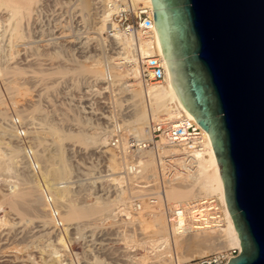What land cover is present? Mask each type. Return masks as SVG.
Instances as JSON below:
<instances>
[{"label": "bare ground", "instance_id": "obj_1", "mask_svg": "<svg viewBox=\"0 0 264 264\" xmlns=\"http://www.w3.org/2000/svg\"><path fill=\"white\" fill-rule=\"evenodd\" d=\"M44 2H45V0H0V40H3V42L4 41L6 42V45L4 47H1V43H0V56L2 54H4L2 56L4 59H2L0 57V59L3 60V61L0 60V79H1V82H0V121L3 122V123L0 122V136H1L0 139H2L1 140L2 142L0 141V145H2V149L0 146V172H2V173H6V172L10 173V171L13 172L15 170V167H16V164L18 161V159L16 160V158L18 157V154L20 155L21 152H24V148H23L22 144L18 143V141H19L18 131L15 127V124H11V123H13V117L14 116L11 117L9 115L8 110H10V109L7 107L10 104L6 105L7 101H6V97H4V94L6 92H8V95H9L8 97L10 99L9 101H11L10 102L12 104L11 106L14 107L13 110H15V114L17 115L20 112L19 109H17V104L19 103V101H17L15 99L16 98L15 96L17 94L19 95L20 91H22L26 87L28 81H25L26 85H24L25 82L23 80L25 79V76L27 77L29 75H32L33 73H34L35 77H36V75L37 76L39 75L38 73H36L37 71L36 72L32 71V74L29 73L30 71L26 67H24L25 65H27L28 61L23 60V58H19V56H22L25 53L22 54V50H20L18 47H19V43H21V42H23V43L28 42L27 44L31 45L30 48L39 49L40 47H43V45L42 46L41 45L33 46L35 43H38V41H35L32 39V37H31L32 34L30 35V33H29V31L31 32L30 29L27 33L28 27L25 30L24 24H25V22H26V24H27V22L30 23L29 20H31L33 15L36 13L35 12L36 9H38V11H39L38 6L39 7L43 6ZM88 2H91V3H89V5L93 9V7H94V5H96V3L95 4L92 3L93 2L92 0H90V1L88 0ZM133 2L135 4H137L138 6H141V7H147L148 6V7L153 8L151 0H133ZM89 5L87 4L86 7H88ZM90 6H89V8H90ZM89 8H83V9H85V11H86V10H89ZM90 12H92V11H90ZM108 17L109 16L107 15V12H104L103 15H101L99 17V19H98L99 21L95 22V25L92 28L93 31H90L91 29L89 30V28H88L89 31L87 30V32H86L87 37H84V38L79 37L78 38L79 41H77L78 39H76L77 38L76 37V38H74V39H76V41L72 39L69 43L67 42L68 45L71 47L70 48L71 51L74 50V51H77L78 53L85 55V53H88V51H86L87 48L94 41L97 42L98 45L99 44L103 45L104 43H107L106 39L103 37V35L108 30V20H109ZM25 31H26V33H25ZM51 34H49V35L52 38L50 39V36H49L48 40L49 39L50 40L49 41L47 40L48 43L46 45L48 47H50V45H51V48L52 49L54 48V50H56L61 45V44L59 45L57 43L58 40L66 38V37L64 36L65 34L63 35V33H61V34L59 33L61 37H59V35L56 37L55 32H53V33L51 32ZM95 35H98V36L96 37ZM115 40L117 41L119 46H123L122 47L123 49L128 50L130 48L131 44H130L129 40L124 39L123 37H121L119 35L116 36ZM146 42L147 43L141 45L142 54L143 55L160 56L163 59L165 67H166L165 84H163L159 87L149 88L148 92L143 91L141 84L139 82V66H138V62L136 61V59L134 60L135 64L132 67L113 66V69L111 70L112 82L109 81V78L107 76V70H106V60L108 59L107 55H106V60H105L104 65H103L104 71L102 70V59H101V57L99 58L97 56H84L86 59L84 60L83 64L85 63V65L80 67V65L78 64L79 70H78V72L77 71L76 72L78 74L80 73L81 75L85 74L86 77H88L87 80L88 79L92 80V81H90L89 84H93V86H97L98 84H101V83H106L105 81L108 80V83H110L109 85L111 87L117 86V88H118V86L120 85L121 86L120 91H122L124 93H128L127 95L131 96L129 103L127 102V105H126V107H128V110H127V112H128L127 117L128 118L126 120H124V127L125 126L130 127V129H126V130L129 133L133 134L135 137H137L140 141L144 142V141L151 140L152 137H151V134L149 132V127L153 121H156L159 119H163V120L169 119L171 121L178 122L181 120L189 119V120H192L194 122L197 130L200 132V134L203 138L202 149L194 152V156H193L194 164L190 168H186L185 172L180 174V176L176 180V182H171L169 184V186L166 188V190L162 192L163 198H164L165 202L167 201L169 205L171 204L170 207L190 205V204H192V203H194L200 199H204L207 197L216 198L218 201V204L220 206V210H221V217L218 220L217 224L211 226L208 229L190 231L182 237L175 238L174 241H172V243L176 248V252H177L178 256L177 257L175 256V258L173 259V256H172V254H170V251L166 250L168 248V246L170 245V235H169V225H168V220L166 217L164 205L161 202V203L157 204L158 206L152 205V204H151L152 205L151 206L150 202L147 201V199L145 198V191L147 190V186L141 185L143 182L147 183L149 178L157 176L156 162H155V157H154L153 153L150 150H146V151L139 153L137 160L140 163V165H142V171L140 174L132 176V175L126 173L124 175V173H125V162H126V159H128V158L126 156L119 157L113 148L108 149L111 146L110 142H109L110 131L100 127L99 125L93 126L90 119H87L90 122L86 125V127L89 128V132H87L85 130L87 128L84 129L85 132H83V130L79 131V132H74L75 130L72 132L70 130V132H67V131H64V129L62 127H59L58 125H49L48 126L44 123L46 120L45 118H44V120H39V122L44 121L43 123L42 122L35 123V126L38 125L39 128H36V130L33 132L36 135V136L34 135V137L32 139L33 141H35L33 143V145L37 144V146H33V147H35L36 149L38 147L45 148L44 150H47L48 147L49 148L52 147V149H50V154H49L50 156L46 155V161H48V164L50 163V168L47 167L48 171H46V173H43L44 180L48 182L50 189L54 190L55 197L58 198L59 201H61L64 204V206H63L65 208V211L63 213L64 214L63 215L64 222L65 223L72 222V221L75 222V224L77 225L74 228L77 230V233H75V234L80 235V238H83V239H86L85 234L88 232H91V235L87 236L88 238L89 237H91V238L95 237L94 235H95L96 230L100 229V226H99V224H97V222L100 223L101 226L104 225L103 221L104 222L112 221L113 224L117 223L116 222L117 221V209L121 205H124V203H127V201H129L132 198V194L130 196L131 198L129 196L127 197L128 192L130 193V189L127 187H129V186H131V184L133 185L135 183L136 187H138L140 190L138 189L137 191L132 192V193H134L135 195L136 194L138 195V196L136 195V197L140 198L142 205L144 204L145 210L143 211V209H142L143 213L140 212V214L137 217L136 216L134 217V215H132L130 212H124L126 218H124L121 223H123V225L128 226V224H131V226H133L132 224H134V223L136 224V222H137L138 224H136V225H140L141 231L143 233H145L146 235H147V233L148 234L153 233V235L156 237L155 239H152L153 237H151V234H150L151 238L148 239L146 237L149 235H147L145 238L148 241H145L146 240L145 238H144V240L143 239L138 240L134 235H127V234L124 235L123 239L125 240L126 247L128 249H130V251L136 252L138 249H142V250H145L147 252V254H145L144 256L142 254V256L138 259L140 262L138 264H144L152 255V254H150L149 251H147L148 250V249H146L147 247L151 248V253H153L155 255L159 264H184V262L189 260V259L209 255V253L212 254V252H214V251L217 252V250L220 251V249L221 250H228V249H232V248H239L240 250H242L241 240L239 238V234L236 230L235 224L233 222L232 216H231L229 209H228V206H227V202H226V198H225L224 183H223V180H222V177L220 174V167H219V164H218V161L216 158V154H215L211 139L209 137V134L199 126V124L196 122L195 118L185 109V107L181 104L180 100L178 99V97H177V95H176V93L172 87V84H171L169 70H168V67H167V64L165 61V57H164L163 52H162V48H161V45L159 42L157 32L155 33V36L153 37V39H150V41H146ZM52 45H54V46H52ZM20 47H21V45H20ZM151 47H153V50H150ZM43 48H45V45ZM54 53H56V56L58 57L61 52L56 50ZM59 57H61V56H59ZM51 59H53V57ZM76 61H77V59L73 60L72 58L69 61L67 60V62H70V63H74ZM29 62H31V61H29ZM45 63L46 62H42L43 66L45 65ZM86 63H88V65H86ZM40 66H42V65H40ZM69 66H72V65L69 64ZM59 69L60 68L57 67V70H59ZM38 71H39V69H38ZM61 71L63 72L64 70H61ZM52 72H53V68H52ZM60 72L55 71V72H53L54 74L50 73L51 75L49 73H45L44 76L43 75L38 76V77H40V80L37 78H36V80H34L35 78L33 75L32 80H34V81H32L31 78H30V80L32 81V84L35 83V81L36 82L39 81L40 84L35 83L36 84L35 88L37 87L38 84H39L38 87H41L43 82L45 83V81H46V83H47V80L45 79L46 74L50 75V77H49V79H50L52 76H54V75L56 76L55 73H59L57 75H60V77H61L62 73L60 74ZM64 72L66 73V70ZM40 73H41V71H40ZM63 76L64 75H62V77H61L62 79H63ZM46 77H48V76H46ZM27 78H29V77H27ZM27 78H26V80H27ZM59 79L60 78H58V80ZM132 79H134L136 82H139L140 90H133V85L130 83ZM30 80L28 82L29 84H30ZM62 81L63 80H59V82L55 81L54 83H51V84H55V86H59V85H61V83H63ZM114 81H115V83H114ZM88 82H89V80H88ZM117 83L119 85H117ZM1 88L3 90H6L4 92V94L2 92L3 90H1ZM44 88L45 87H43V90H44ZM47 88H48V86H47ZM108 88L105 87L104 89L103 88L102 89L105 90ZM89 89H91V87ZM89 91L86 93L87 98L85 99V101H88V102L91 101L89 97L90 96L92 97L93 93H96L95 96L97 94H99V95L102 94L100 92V90H94V91L91 90L90 92ZM18 95H17V98H18ZM39 95H41V98H42V95H45V93H42ZM5 96H6V94H5ZM82 99H84L83 96H82V98H79L80 101ZM120 105L122 106L121 103H120ZM5 107L7 108V110ZM24 107L25 106H23V108ZM91 107H92V105H91ZM56 108H57V105H56ZM11 109H12V107H11ZM22 110H24V109H22ZM37 111H41L40 106L37 107ZM10 113H12L11 110H10ZM21 113H24V112H21ZM85 113H87V111ZM87 114L92 115V114H96V112L94 111V108H92V110L90 112H88ZM32 115H33V112H32ZM16 117H18V116H16ZM19 117H20V119L23 118V117H21V115H19ZM36 119H38V118H36ZM105 119L110 120V117L106 115ZM46 123H47V121H46ZM2 124H4L5 126L7 125V127H4V125H2ZM77 124H79V123H77ZM29 132H30V129H29ZM28 134H30V133H28ZM47 137H48V139H47ZM6 140H8V141H6ZM32 140H31V142H32ZM68 140L73 142L71 145L74 147L79 145V146L83 147V149H85V151L96 149V150H99L100 152H102L104 154V156H106V158L109 162V168H110V171L112 172V174L108 175L109 177H107V175L101 176V177H94V175H90V174H87V176L90 175L89 179L92 180L91 184L94 186H96L95 184L98 185L99 183L102 184L103 182H105V183L110 182L114 186H116V188L118 189V191L120 193V195L118 196L119 199H118V205L116 208H115V205H116L115 202L117 201V200H115L116 198L113 200H110L109 198H102V196L100 195L98 197H94L95 201L92 203H86V202L78 203L77 202L78 198L74 199L73 198L74 195L71 196L72 190L74 187L72 184L77 183V182L79 183L80 180H77V181L72 180L73 172H72L71 168L69 167V165L67 164L65 157H64L65 145H66L65 142ZM15 141L17 142V144ZM14 144H16V145H14ZM4 147H5V150H4ZM123 148H124V150H126V143L125 142L123 143ZM7 150L9 152L6 153ZM51 150L53 151V153H51ZM168 153H173L175 155H182L181 149L178 147H170ZM43 158H45V157H43ZM146 158H148V159H146ZM20 159L22 160V158H20ZM119 160H120V162H119ZM46 161H44V162H46ZM121 161H123V162H121ZM44 172H45V170H44ZM0 176H1V173H0ZM9 177H8V179H9ZM140 179L143 181L140 182L139 181ZM27 181L30 184L29 179ZM31 182H32V180H31ZM35 182H36V184L38 183V181H35ZM33 183H34V181H33ZM29 184L28 185L26 184V180L22 181V183H20L19 185H16V183L14 184V182H13V184L9 183V187L11 189L7 190L6 194L3 193L1 190L3 200L0 201V212L5 211V205L6 204H8V206L10 207L11 210L18 211V209H19V212H20V210H22V208L20 206H23V205L25 206L28 203L27 206L29 207V202H27V199H26L27 203H25V201H24L25 204H23V200L27 196H29L32 192L31 191L32 187H30ZM104 184H103V186H104ZM39 186H40V183H39ZM34 188L37 189V191H38L37 187H33V189ZM40 188L41 187H39V189ZM40 190H39V192L41 194ZM73 193L75 194V192H73ZM30 207H32V206H30ZM162 207L164 208V211H163ZM156 208H158V209H156ZM34 216H33V218H34ZM42 217H45V216H42ZM99 217H102V218L99 219ZM23 218L24 217H22V219ZM27 218H30V217L28 216ZM25 220L26 219L24 218V221ZM24 221H21V222L24 223ZM43 221L41 220L40 222H38L40 225H37L36 227H39L40 229H38L37 232L46 231L45 226L47 223L45 224L46 221H44V222ZM49 221H47V222H49ZM33 222H34V220H33ZM8 223L9 222H6L5 216L4 217L0 216V229L5 227V225H7ZM15 225L12 224V227ZM71 225L72 224H70V226ZM17 226H19V224H17ZM49 226H50V224H49ZM68 229L69 228H67L66 230H68ZM34 231H36V229ZM51 231H53V230H51ZM48 234L49 233L44 232V234L42 233V235L38 236L37 239H41L42 237L47 238ZM191 234L194 235L193 238L192 237L189 238V236ZM187 238H189L190 240L192 238V241L186 242L185 240ZM189 239H187V240H189ZM2 240L4 241L5 239H2ZM2 240H0V242ZM3 241H2V244H4ZM89 241H92V240H89ZM23 242H24V240H23ZM57 242L58 243H53V241L47 240V243L46 244L43 243L44 244L43 246L40 247L41 244H39V246L37 245L36 248H38V251L41 255V257L38 255L41 259H40V262H37V264H69V263H66V260H67L66 258H62L63 256L60 254V249L57 246L60 245V246L64 247L65 249H67V248L70 249V246L67 245L66 240L61 238V237L58 238ZM29 243H30V240H29ZM3 249L5 250V248H2L0 251V264H2L3 262L4 263L8 262V263L12 264L13 261H14V263L19 262L18 264H20V263L23 264V263H27L28 261L29 262L32 261L33 257L30 256L31 253L29 254V256L27 253V256H28L27 259L28 260L26 259V257H22L21 258L22 260H21L17 256H14V260H11V259H9L11 256H8L10 254L6 253V251H3ZM6 250H8V249L6 248ZM34 251H37V250L34 249ZM196 251H198L199 254H196ZM181 252H183V254H181ZM191 252L193 253V256L189 257ZM194 252L196 255L194 254ZM6 258H8V259L5 260ZM34 258H33V260H34ZM164 258H167L166 261L171 259V258H172V260H170V263H166L165 261L160 262L159 259L162 260ZM19 259H20V261H19ZM36 259H38V258H36ZM133 260L135 262V259H133ZM34 261H33V263H36ZM92 264H106V263L97 257Z\"/></svg>", "mask_w": 264, "mask_h": 264}, {"label": "water", "instance_id": "obj_2", "mask_svg": "<svg viewBox=\"0 0 264 264\" xmlns=\"http://www.w3.org/2000/svg\"><path fill=\"white\" fill-rule=\"evenodd\" d=\"M172 87L209 134L241 240L264 264V0H151Z\"/></svg>", "mask_w": 264, "mask_h": 264}, {"label": "rangeland", "instance_id": "obj_3", "mask_svg": "<svg viewBox=\"0 0 264 264\" xmlns=\"http://www.w3.org/2000/svg\"><path fill=\"white\" fill-rule=\"evenodd\" d=\"M92 1H93L92 3L95 4V0H92ZM89 3H91V2H88V0L87 1L86 0H45L43 5L47 4L48 8H40L41 6L40 7L38 6L39 11H38V9H36V11H35L36 13L33 15L31 20H29L30 23L27 22V24L29 23L27 25L26 22H25V24H24V26H25L24 29L25 30L28 27L27 28V33H28L29 29H30L31 30V32L29 31L30 35L32 34L34 36L33 37L31 35L32 39L35 40V41H38V43H35L33 46H36V45H41L42 46L43 45V47H44V45H45V48L40 47L39 49H35V48H30L31 45L27 44L28 42L19 43V47L18 48L20 50H22V54L25 53L24 55L19 56V58H23V60L28 61L27 65H25L24 67H26L30 71L29 73L32 74V71H34V72L37 71L36 73L39 74L38 76H40V75L44 76L45 73H49V74L51 73L52 74L55 71L56 72L57 71L60 72L61 70H64V71L66 70V73H67L66 74L64 71L60 72V74L62 73V75H64L63 79L61 78L62 75H61V77H60V75H57L59 73H55L56 76L54 75L50 79H49V77H50L51 74L50 75L46 74V76H48V77L45 76V79L47 80V83H46V81H45V83L41 82L42 86L38 87V85L40 83H39V81H37V82L35 81L36 84L39 83L36 88H35L36 84L35 83L32 84V81L36 80V78L40 80V77H38L37 75L35 77L34 73L32 75L27 76L29 78H27L25 76V79L23 78L24 82L25 81L29 82L30 78L32 80V76L33 75H34L35 79L32 80V81L30 80V84L27 82V85H26V82H25L24 85H26V87L22 91H20L19 95L17 94L18 98H17V95L15 96L16 97L15 99L17 101H19V103L17 104V109H19L20 112L18 111L19 113L17 115L15 114V110H13L14 107L11 106L12 105L10 103L11 101H9L10 99L8 97L9 96L8 92L5 93L6 94V96H5L4 92L6 90H3L1 88V90H3L2 92L4 94V97H6V101H7L6 105L10 104L7 108H9L12 111V113H13V114L10 113V110H8L9 115L11 117L14 116L13 117V121L17 120V119L20 120L21 124L24 125L26 127V129H28L27 133H30V134H28L29 143H32L31 144L32 146H37V144L33 145V143L35 141L32 140L34 135H35L33 132L36 130V128H39L38 125L35 126V123L39 122V120H44V118L46 119L45 122L44 121H40V122H42V123L44 122L48 126L49 125H58L59 127H62L64 129V131H67V132H70V130L72 132L74 130H75L74 132H79V131H82V130H83V132H85V130L87 132H89V128L86 127V125L90 121H91L93 126H98L99 125L100 127L109 130V128L111 127L110 126V122H108V120L105 119V116L108 114V113H106L107 110H108L107 107H111L112 106L116 111H124V112L128 113L127 112L128 108L124 107V105L126 106L127 102L129 103L131 96L127 95L128 93H124V92L120 91L121 90V86L118 83H117V85H119L118 88H117V86H115V87L112 86L111 87L109 85L110 83H108V80L105 81L106 83H101V84H98L97 86H93V84H89L90 81H92V80L88 79L89 80V82H88V80H87L88 77H86L85 74L81 75L80 73L79 74L77 73L78 70H79V65H80V67L85 65V63L83 64L84 60L86 59L84 56H97L99 58L101 57V59H102V70L104 71L103 65H104V62L106 60V55H107L106 54V48H107V45H108V40L106 38L105 33H104L103 37L106 39L107 43H104L103 45H100V44L98 45V43L94 41L87 48L86 51H88V53H85V55L81 54V53H78L77 51H74V50L71 51V49H70L71 47L68 45V43L72 39L76 41V39H78L79 37L80 38L87 37L86 32H87L88 28H89V30L91 29L90 31H93L92 28L95 25V22L99 21L98 19L101 16L99 8L96 9V7L94 5V7L92 9V7L89 5ZM87 4L90 6V8H89V6L86 7ZM83 8H89V10L85 11V9H83ZM90 11H92V12H90ZM51 32L52 33L55 32V36L56 37L58 35H59V37H61L60 36L61 33H63V35L65 34L64 36L66 38L59 39L58 42H57L59 45L61 44L59 46L60 48L58 47L56 49L57 51L61 52L60 55H59L61 57H59V56L57 57L56 56V53H54L56 50H54V48L52 49L51 45H50V47H48L46 45L48 43V41L52 38L49 35V34H51ZM25 33H26V31H25ZM49 36H50V39L48 40ZM95 36L97 37L98 35H95ZM74 38H76V39H74ZM77 41H79V39ZM4 42H3V40H0L1 47H4L6 45V42L5 43ZM20 45H21V47H20ZM52 46H54V45H52ZM3 55L4 54H2L0 56L2 59H4L2 57ZM52 57H53V59H51ZM71 58L73 60L77 59V61L74 62V63L67 62V60L69 61ZM2 59H0V60L3 61ZM29 61H31V62H29ZM42 62H46L44 66H43ZM39 64L42 65V66H40ZM69 64L72 65V66H69ZM86 65H88V63H86ZM57 67H59L60 69L57 70ZM52 68H53V72H52ZM38 69H39V71H38ZM40 71H41V73H40ZM26 78H27V80H26ZM58 78H60L59 80H63L62 81L63 83H61V85L55 86V84H51V83H54L55 81L59 82ZM0 82H1V79H0ZM114 83H115V81H114ZM130 83L133 85V90H140L139 82H136L134 79H132ZM47 86H48V88H47ZM43 87H45L44 90H43ZM90 87H91V89H89ZM105 87H107V88L109 87V88L103 90ZM89 90L90 91L91 90L92 91L100 90V92L102 94L101 95L97 94L95 96L96 93H93L92 97L91 96L89 97L91 101L88 102V101H85V99L87 98V94L86 93ZM42 93H45L46 96L42 95V98H41V95H39V94H42ZM82 96H83L84 99H82L81 100L82 102H81L79 100V98H82ZM120 103L122 104V106L120 105ZM56 105H57V108H56ZM91 105H92V107H91ZM10 106L12 107V109H11ZM23 106H25V107L23 108ZM38 106H40L41 111H37V107ZM7 108H6V110H7ZM92 108H94V111L96 112V114H92V115L91 114H87L88 112H90L92 110ZM22 109H24L25 111L22 110ZM31 111L33 112V115H32ZM86 111H87V113H85ZM21 112H24V113H21ZM19 115H21V117H23V118L20 119ZM16 116H18V117H16ZM36 118H38V119H36ZM127 118L128 117L126 116L125 120ZM87 119H90V121H88ZM46 121H47L48 124L46 123ZM0 122L3 123L2 121H0ZM77 123H79V124H77ZM11 124H14V123H11ZM2 125H4V124H2ZM4 127H7V125L6 126L4 125ZM15 127L17 129L16 125H15ZM125 127H126V129H130V127H127V126H125ZM85 128H87V129H85ZM29 129H30V132H29ZM47 139H48V137H47ZM1 140L2 139H0V141ZM31 140H32V142H31ZM6 141H8V140H6ZM18 143H20V140L18 141ZM65 143H66V145H65L64 157H65V160H66L67 164L69 165V167L71 168V170L73 172L72 180L73 181L80 180L79 183L77 182V183H73L72 184L74 187H73L71 196L74 195L73 196L74 199L78 198V201H77L78 203H84V202L92 203V202L95 201L94 197L100 196V195H97V194L101 193L100 192V186L103 185L105 182H103L102 184L99 183L100 185L99 184L98 185L95 184L96 186H94V185L91 184L92 180L89 179V176L90 175H94V177H101V176H106L107 175V177H109L108 175L112 174V172L110 171V168H109V162H108L106 156H104V154L102 152H100L99 150L92 149V150H89V151H85V149H83V147H81L79 145H77L75 147L72 146L71 144L73 142H71L69 140L66 141ZM16 144H17V142H16ZM16 144H14V145H16ZM0 146H1V149H2V145H0ZM33 148L36 151L37 159H38L39 165L41 167V173H42V176H43V173H46V171H48V168H50V163L48 164V161H46V155L50 156L49 155L50 154V149H52V147L51 148L48 147L47 150H44L45 148H41V147H38L37 149L35 147H33ZM108 149H111V147H109ZM4 150H5V147H4ZM7 152H9V151L7 150L6 153ZM51 153H53L52 150H51ZM18 157L16 158V160L18 159V161H17L16 167H15V170L13 172L12 171H10V173L9 172H6V173L0 172L1 173V176H0V196H1L0 197V201L3 200L1 193L3 192V193L6 194L7 190L11 189L9 187V183L13 184V182H14V184L16 183V185H19L20 183H22V181L26 180V184L28 185L29 182L27 180L29 179V181H30L29 186L32 187V190H31L32 192H31V194L29 196H27L23 200V204L29 202V207L27 206L28 203L25 206L24 205L20 206L22 208V210H20V212H19V209H18V211L11 210L10 207L8 206V204H6L5 205V211L4 212H0V216L1 217L5 216L6 222H9L7 225H5V227L0 229V240L5 239L4 241L2 240L4 244H2V241L0 242V244H1L0 245V251H1L2 248H5V250L3 249V251H6V253L10 254L8 256H11L9 258L11 260H14V256H17L20 259L22 257H26V259H27V257L31 253L30 256H32L33 258L35 257L34 258L35 261L32 258L31 262L28 261L27 263H23V264H31V263L32 264H37V262H40L41 255H40V253L38 251V248H36V247H37V245L39 246V244H41L40 247L43 246L44 244L47 243V240H49V241L54 240V237H53L54 233H53V231H51V230H53V226H52V222H51V220L49 218V214L47 212L46 206L44 204V200H43L42 194H40V192H39V190L41 189V188L39 189V187H40L39 186V182L36 184L35 181H37V180L32 176V174L30 172V168L25 162L24 152H21L20 155L18 154ZM43 157H45V158H43ZM20 158H22V160ZM146 159H148V158H146ZM44 161H46V162H44ZM119 162H120V160H119ZM121 162H123V161H121ZM44 170H45V172H44ZM87 174H90V175L87 176ZM125 174H126V172L124 173V175ZM8 177H9V179H8ZM43 178H44V176H43ZM31 180H32V182H31ZM33 181H34V183H33ZM104 186H106V188L109 187L108 190L111 191V192L113 190H117L118 191L116 186H114L110 182H106L104 184ZM134 186L136 187V185H134ZM33 187H37L38 191L35 188L33 189ZM135 187H133V186L127 187V188L130 189V193L128 192L127 197L128 196L130 197L131 194H132V198L134 196L136 197L137 194L135 195L134 193H132V192H135V191L138 190V187L137 188H135ZM95 188H97L98 193H96V191H95L96 189ZM1 190H2V192H1ZM51 192H52V194L55 197L54 190H51ZM73 192H75V194ZM119 195H120V193L118 191V195H116V196L114 194H111L110 196H102V198H109L110 200H113V199L116 198L115 199V200H117L115 202V204H116L115 208H116L117 205H118V199H119L118 196ZM145 195H146V192H145ZM137 198H139V197H137ZM26 199H27V202H26ZM56 200H57L60 208L62 209V211L64 213V211H65V208L63 207L64 204L61 201H59L58 198H56ZM24 201H25V203H24ZM30 206H32V207H30ZM156 209H158V208H156ZM162 209L164 211L163 207H162ZM144 210H145V207H144V204H143V211ZM143 211H141V212L143 213ZM139 214H140V212L138 213V215ZM138 215H134V217L135 216L137 217ZM21 216L24 217L27 221L26 220L24 221V218L22 219ZM28 216L30 218H27ZM33 216H34V218H33ZM42 216H45V217H42ZM100 218H102V217H99V219ZM33 220H34V222H33ZM41 220L42 221L43 220L46 221L45 224L47 223L46 226L47 225L48 226L47 227L45 226L46 231L37 232L38 229H40V228L36 227V226L40 225L38 222H40ZM21 221H24V223L21 222ZM47 221H49L50 223L47 222ZM103 223H104V225L101 226V224L97 222V224H99V226H100V229L96 230L95 235H94L95 237H93V238L89 237L88 238L87 236L91 235V232H88V233L85 234L86 235L85 236L86 237L85 241H89L90 239H97V238L101 237V238L106 239L104 242H106V244H108L107 248L105 250L96 251V250H93L92 247L86 248V246H85L83 248L82 252L80 253L81 254V258L83 260H85V261L88 260L87 262H90V264H92L97 257L100 260H103L106 264H108V263L109 264H131V261H132L131 257L134 255V253H132V251H130V249H128L126 247L125 240L123 239L124 235L125 234L134 235L138 240H140V239L144 240V238L147 235L150 236L151 233H149V234L147 233V235L145 233H143L141 231L140 225H136V224H138L137 222H136V224L135 223L132 224L133 226H131V224H128V226L127 225H123V223H118V222L114 223L115 224L114 225L112 221H109V222H104L103 221ZM12 224L13 225L16 224L15 226H13L14 228L12 227ZM17 224H19V226H17ZM49 224H50V226H49ZM65 224L67 225V228H69V229H74L77 226L75 224V222H73V221L72 222H67ZM70 224H72V225L70 226ZM34 228L36 229V231H34L35 230ZM123 230H125L124 233H123ZM44 232L49 233L47 235V238L46 237H42L43 239L42 238L41 239H37V237L42 235V233L44 234ZM76 233H77V230H76ZM76 235L78 236L76 238L83 239V238H80V235H78V234H76ZM191 235L189 236V238L190 237L193 238L194 235H192V236ZM149 236H147L148 239H149ZM151 237H153V239L156 238L153 235V233L151 234ZM51 238H53V239H51ZM189 238H187V239H189ZM192 238H191V240L190 239L189 240L186 239L185 241L186 242L187 241L190 242V241H192ZM23 240H24V242H23ZM29 240H30V243H29ZM98 240H100V239H98ZM55 241H53V243ZM145 241H148V240L146 239ZM66 242H67V245H69V242L67 240H66ZM55 243H58V242H55ZM123 245H125V246H123ZM6 248L8 250H6ZM34 249L37 250V251H34ZM137 251H139V252L136 255L139 258L142 256V254H143V256L145 254H147V252L145 250H142V249H138ZM217 251H219V250H217ZM214 252H216V251H214ZM214 252H212V253H214ZM27 253H28V256H27ZM181 254H183V252H181ZM194 254H195V252H194ZM196 254H199L198 251H196ZM209 254H211V253H209ZM191 256H193L192 252L190 253L189 257H191ZM36 258H38V259H36ZM174 258L175 257L173 256V259ZM7 259L8 258H6L5 260H7ZM20 259H19V261H20ZM166 259L167 258H164L162 260L159 259V260H160V262L165 261L166 263H170V260H172V258L167 260V261H166ZM190 260L191 259L185 261L184 263H186V262H188ZM33 261L36 262V263H33ZM18 263L19 262L14 263V261H13L12 264H18ZM2 264H11V263H8V262L4 263L3 262ZM20 264H22V263H20Z\"/></svg>", "mask_w": 264, "mask_h": 264}, {"label": "built area", "instance_id": "obj_4", "mask_svg": "<svg viewBox=\"0 0 264 264\" xmlns=\"http://www.w3.org/2000/svg\"><path fill=\"white\" fill-rule=\"evenodd\" d=\"M95 3V7L99 8L101 15L107 12L109 16L108 30L105 32L108 40L106 70L109 81L112 82L111 70L113 66L132 67L136 59L139 66V82L143 91L148 92L149 88L165 84L166 67L163 59L156 55H143L141 51V45L153 39L156 33L153 8L138 6L133 0H95ZM41 8H48V5L44 4ZM117 35L130 41L131 45L128 50L119 46L115 40ZM150 50H153V47ZM124 107L126 106L124 105ZM107 109V116L110 117L108 122L111 126L109 128L110 147L116 151L119 157L126 156L128 158L125 162V172L132 176L141 173L142 165L137 160L140 152L150 150L155 157L157 176L149 178L147 183L143 182L141 185L147 186L145 198L150 204L157 205L162 202L164 205L170 235V245L166 250L170 251L172 256L177 257L176 248L172 243L175 238L182 237L190 231L208 229L217 224L221 217L220 206L216 198L207 197L190 205L178 207H170L163 198L162 192L166 190L169 184L176 182L180 174L194 164V152L202 149L203 138L192 120L185 119L175 122L169 119H159L150 124L151 140L143 142L124 127V120L128 113L116 111L112 106L107 107ZM13 123L17 126L18 137L24 148L25 162L29 166L32 176L40 183L44 204L53 226L54 240L52 241L56 240L55 242H57L58 237H61L69 242L70 249L58 245L62 258L67 259L66 263L90 264L81 258L80 253L83 248L86 246V248L92 247L96 251L105 250L108 246L104 242L106 239L99 237L90 239L92 241H85V239L76 238L77 235L74 234L76 229L66 230L67 225L63 220V211L52 194L48 182L42 176L36 151L29 143L27 129L18 119L14 120ZM124 142L126 143V150L123 148ZM170 147L180 148L182 155L168 153ZM139 181L143 180L140 179ZM134 185L131 186L135 187ZM108 189L109 187L106 188V186L101 185V193L97 195H118L117 190L111 192ZM95 191L98 193L97 188ZM142 209L141 200L137 197L131 198L117 209V222L121 223L126 218L124 212L138 215ZM124 232L125 230H123ZM147 249L152 255L144 264H159L155 255L151 253V248L148 247ZM138 252H132L134 255L131 257V264L140 263L139 257L135 255ZM240 252L239 248L220 250L193 258L184 264H228L230 259L236 258Z\"/></svg>", "mask_w": 264, "mask_h": 264}]
</instances>
